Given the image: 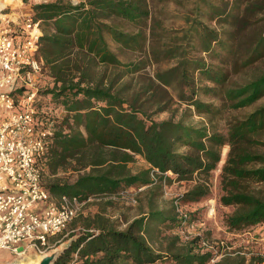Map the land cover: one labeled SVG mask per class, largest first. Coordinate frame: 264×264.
Masks as SVG:
<instances>
[{
	"label": "trees",
	"instance_id": "obj_1",
	"mask_svg": "<svg viewBox=\"0 0 264 264\" xmlns=\"http://www.w3.org/2000/svg\"><path fill=\"white\" fill-rule=\"evenodd\" d=\"M167 0H54L30 4L27 0H3L0 5L19 2L40 20L42 35L36 57L43 63L36 105L54 122L48 135L43 174L48 168L75 161L72 182L53 180L43 184L51 195H74L85 200L95 195H116L130 187H144L149 209L117 227L101 213L86 217L84 229L70 234L68 247L54 264H261L264 257L237 249L215 254L201 245V238L180 241L181 235H166L163 249H155L158 235L181 223L175 204L157 207L162 181H188L208 173L220 159L219 147L231 149L222 168L220 202L234 204L223 224L231 232H245L264 225V195L244 188L245 180L264 181V153L252 150L251 133L264 126V106L229 125L227 134L217 130L212 102L198 97L200 78L209 74V64L194 42L201 34V51L213 48L216 29L201 19L202 6L209 18L231 16V8L242 0H194L185 25L168 28L154 7ZM243 14L264 13V0H244ZM232 4V6H230ZM264 18V17H262ZM246 24L248 19L238 17ZM264 20V19H262ZM127 24L134 28L128 29ZM108 38L122 50L137 54L121 60L110 48ZM243 64L264 56V31ZM167 63L168 66L161 67ZM111 67L113 73L92 80L93 65ZM154 65L153 74L143 69ZM225 81V73H217ZM210 88V87H208ZM232 107H242L264 94V73L237 87L225 88ZM177 115V112L180 110ZM169 112L163 119L154 115ZM199 116L194 120V116ZM140 156L147 167L133 172L128 163ZM250 163L254 164L248 167ZM257 164V165H255ZM87 168V169H86ZM229 186V187H227ZM209 190L198 176L181 200L194 203ZM163 205H165L163 203ZM162 244V242H160ZM212 262V263H211Z\"/></svg>",
	"mask_w": 264,
	"mask_h": 264
},
{
	"label": "rangeland",
	"instance_id": "obj_2",
	"mask_svg": "<svg viewBox=\"0 0 264 264\" xmlns=\"http://www.w3.org/2000/svg\"><path fill=\"white\" fill-rule=\"evenodd\" d=\"M48 1L54 0H27L30 4ZM69 1L75 4L82 0ZM243 2L244 0H242L238 8L237 3L231 8L232 14L227 17L226 21L221 17L209 18L206 14V5L202 6V21L218 32L217 41H213V48L211 50L201 51V34H194L196 49L204 56L209 64L210 70L209 74H198L200 78L198 97L203 101L214 104L217 130L225 135L232 122L243 119L255 109L264 106V94H262L251 104L242 107H232L233 100L227 99L224 91L225 88L237 87V85L253 80L261 73H264V56L257 58L250 64H243L247 55L250 53V49L255 45L254 43L259 32L264 31V20H262L264 19L262 18L264 17V13L256 15L243 14ZM193 4L194 0H167L154 7H158L157 9L155 8V12L160 11L162 24L165 27L178 29L182 25H185L186 13L192 15ZM1 7H3L2 4L0 5ZM238 17L246 18L248 22L243 24ZM126 27L128 29L134 28L132 24H127ZM108 43L110 48L123 61L137 57V54L122 50L110 38H108ZM166 66H168L167 63L161 64V67ZM154 67V65H147L143 70L147 74L152 75ZM112 73L113 69L111 67L106 68L101 64L93 65L90 70L92 80H96L102 74L109 76ZM217 73L226 74L224 82L221 83L218 81ZM180 111L181 108L177 112V115ZM168 115L169 112H162L154 115V118L163 119ZM198 118L199 116L196 115L193 119L197 120ZM251 139L253 142L249 143V147L252 150L264 153V126L251 133ZM230 149L231 145L228 142L221 145L219 147L220 159L215 167L206 174L201 173L196 176H199L201 180H205L209 186L208 193L197 202L188 203L181 200L182 194L193 185L196 177L188 181H173L171 183L162 181L163 185L159 188V194L156 196V206L164 208L169 206L171 201L174 203V200L178 198V203L182 210L187 213V220L183 222L181 220V223L174 229H167L166 232L159 234L156 242H152L155 249H163L168 241L166 235L179 233L181 235L180 241H186L194 236H199L203 248L210 249L215 254L212 262L218 260L225 252H234L237 249L243 251L246 257L257 254L264 257V225L259 224L250 227L245 232L239 233L229 231L223 224L225 215L233 212L236 208L234 204L225 205L220 202V196L224 191L223 189H225L221 178L222 168L227 160ZM75 165L78 166L75 161H72L70 164H66L65 167H59L55 171L48 168L43 174L44 183L48 184L53 180L74 181L79 173L78 171H82L75 170ZM128 166L133 172H136L147 167V164L137 155L134 161L128 163ZM247 166L252 167L254 164L250 163ZM242 183H245L244 188L247 191L257 195H264V181L247 179ZM128 189L130 194L127 197H122L118 194L113 196H92L84 205L82 212L68 223L64 230L50 238V246L44 253H39L31 247L27 248L24 252L0 249V264H9L11 262L25 263L30 259H35L38 255L42 256L49 253L61 244L69 243L72 237H67L72 233H77L84 229L86 217L93 216L97 213L108 217L117 227L124 228L130 220L149 209L147 196L145 192L141 193V191H145L143 190L144 188L138 190L135 187H131ZM186 235H188V238L185 237ZM203 241L207 242L211 248L206 247ZM68 264L75 263L71 261ZM155 264L171 263L169 260H162ZM261 264H264V262Z\"/></svg>",
	"mask_w": 264,
	"mask_h": 264
},
{
	"label": "built area",
	"instance_id": "obj_3",
	"mask_svg": "<svg viewBox=\"0 0 264 264\" xmlns=\"http://www.w3.org/2000/svg\"><path fill=\"white\" fill-rule=\"evenodd\" d=\"M41 35L40 20L20 2L0 9V249L13 252L31 247L44 253L50 238L64 230L91 198L53 196L43 184L54 122L36 105L43 68L36 57ZM129 194V189L118 193ZM174 204L186 221L178 198Z\"/></svg>",
	"mask_w": 264,
	"mask_h": 264
},
{
	"label": "water",
	"instance_id": "obj_4",
	"mask_svg": "<svg viewBox=\"0 0 264 264\" xmlns=\"http://www.w3.org/2000/svg\"><path fill=\"white\" fill-rule=\"evenodd\" d=\"M68 244L69 243L61 244L59 247L53 249L49 253L42 255L37 263H34L33 260L35 259H30L23 264H54L59 255L68 247Z\"/></svg>",
	"mask_w": 264,
	"mask_h": 264
},
{
	"label": "bare ground",
	"instance_id": "obj_5",
	"mask_svg": "<svg viewBox=\"0 0 264 264\" xmlns=\"http://www.w3.org/2000/svg\"><path fill=\"white\" fill-rule=\"evenodd\" d=\"M5 4H7L6 2H5ZM4 7V6H3ZM2 8V7H1ZM0 8V9H1ZM41 258V255L39 256H37L36 258H35V260H33L34 261V263H37L38 261H39V259ZM9 264H23V263H18V262H11V263H9Z\"/></svg>",
	"mask_w": 264,
	"mask_h": 264
},
{
	"label": "crops",
	"instance_id": "obj_6",
	"mask_svg": "<svg viewBox=\"0 0 264 264\" xmlns=\"http://www.w3.org/2000/svg\"><path fill=\"white\" fill-rule=\"evenodd\" d=\"M18 4V3H17ZM19 6V5H18ZM22 8V7H21ZM131 188V187H130ZM123 225V224H122ZM124 226V225H123Z\"/></svg>",
	"mask_w": 264,
	"mask_h": 264
}]
</instances>
